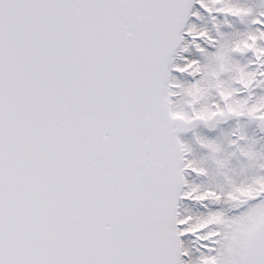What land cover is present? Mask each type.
Masks as SVG:
<instances>
[{"label": "snow or ice", "instance_id": "6c2138e0", "mask_svg": "<svg viewBox=\"0 0 264 264\" xmlns=\"http://www.w3.org/2000/svg\"><path fill=\"white\" fill-rule=\"evenodd\" d=\"M0 264H264V0H0Z\"/></svg>", "mask_w": 264, "mask_h": 264}]
</instances>
